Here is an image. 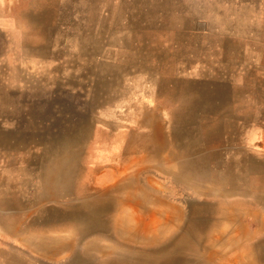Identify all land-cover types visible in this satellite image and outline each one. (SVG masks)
I'll return each instance as SVG.
<instances>
[{
    "label": "rangeland",
    "instance_id": "374dc122",
    "mask_svg": "<svg viewBox=\"0 0 264 264\" xmlns=\"http://www.w3.org/2000/svg\"><path fill=\"white\" fill-rule=\"evenodd\" d=\"M221 212L201 260L264 252V0H0V264L135 260Z\"/></svg>",
    "mask_w": 264,
    "mask_h": 264
},
{
    "label": "bare ground",
    "instance_id": "6f19581e",
    "mask_svg": "<svg viewBox=\"0 0 264 264\" xmlns=\"http://www.w3.org/2000/svg\"><path fill=\"white\" fill-rule=\"evenodd\" d=\"M6 6V5H5ZM25 15V14H24ZM130 92V91H129ZM156 152V151H155ZM147 157V156H146ZM173 157H168V159L166 160H171ZM165 160V161H166ZM172 161V160H171ZM187 162V161H186ZM190 163V162H189ZM184 164V163H183ZM186 164V163H185ZM194 164V163H192ZM195 167H191V166H186L184 168V170H193ZM186 172V171H185ZM182 173H183V170H182ZM189 174V173H188ZM177 177V176H176ZM179 178V177H178ZM122 189V188H121ZM114 191H120V190H114ZM140 192V191H139ZM143 192V191H142ZM136 193L138 195H136ZM228 194H226L225 196H227ZM103 196V195H102ZM108 196V195H107ZM137 199H139V201H137ZM144 199L146 200V195H144ZM99 209L100 211H107V212H110L111 209L113 210L111 204H107V203H102L101 202V199H99ZM227 201V200H226ZM234 201V200H233ZM253 201V200H252ZM95 202V201H94ZM143 201L140 200V196H139V193L138 192H134L133 196H131V194H126V196L124 198H120L119 200H117L116 204L119 205L120 207L122 206V208H124L125 206H130L132 209H133V205H136L138 207H144L143 206ZM157 202L159 203L160 201L157 199ZM259 202V201H258ZM93 203V202H92ZM236 203V202H235ZM161 204V202H160ZM231 204V203H230ZM238 204V203H237ZM233 205V204H232ZM119 206H117L119 208ZM93 208V207H92ZM136 208V207H135ZM94 209V208H93ZM141 209V208H140ZM117 211V210H116ZM96 212V211H95ZM136 213V216L135 217V214ZM142 212L138 211L137 209H134V213H133V217L135 218H139L142 216V214H140ZM161 213V210L159 208L149 212V214L151 215V222L152 224H154V228L153 230L151 231L150 233V237L151 239L153 238L155 241H157L159 238V234H160V229H161V220L160 218L157 217V214H160ZM98 214V213H97ZM125 215V214H124ZM84 216V215H83ZM220 216H222L221 218L220 217H217V218H210L206 221V219L202 220L201 218H198L197 215L193 216L192 219H191V226H190V229L183 235H181V237L179 239H177V241L175 240H172L169 244L165 245L164 247H160V248H157V249H153V250H147L145 252H140V253H136V256H135V260L133 259V256L130 257V256H126V259H123L121 260L119 263H116V264H206L207 261L210 260V258L212 259L213 256H211L210 258H205L203 260L200 259L199 255H198V250H199V246L203 245L202 244V240H201V235H199L198 233H196V229L198 230L199 226H204V228H207L209 229L211 226H221L223 224L224 221L228 220V222H232V221H236V219H234L232 216L231 217H227V215H225L224 213H220ZM237 216V215H236ZM124 217V216H123ZM235 217V216H234ZM163 220V219H162ZM230 220V221H229ZM82 221V220H81ZM85 221V220H84ZM87 223L84 224V226L88 229L90 228H93V229H99V230H103V229H107L106 228V225H105V221L103 222V220H98V221H89V220H86ZM122 221V220H121ZM120 221V223H121ZM128 221V220H127ZM165 221V220H164ZM167 221H172L173 223V220H172V217L168 218L167 217ZM165 221V222H167ZM171 222H168L167 224H169ZM222 223V224H221ZM171 225V224H170ZM174 225V224H173ZM170 226L172 227V230L175 229L174 226ZM224 225V224H223ZM167 227V226H166ZM113 228V227H112ZM224 228V226H223ZM145 229H149V225L145 227ZM177 229V228H176ZM175 229V230H176ZM225 229V228H224ZM112 230V229H111ZM123 230H125L124 226H118L116 228V231L118 232H122ZM222 230V229H220ZM219 230V231H220ZM226 230V229H225ZM85 231V230H84ZM232 231V229H231ZM236 231V232H235ZM124 232V231H123ZM132 232V231H131ZM229 232V231H228ZM247 232V231H246ZM246 232L244 233V235L246 234ZM226 232H222V235H224ZM242 235V232L240 233V230L238 229H235L233 233H231L230 235H233L235 237H240V235ZM136 235V234H135ZM215 235V234H214ZM221 234H216L215 235V241H213L212 245H216V244H220L222 243L221 242ZM226 236V235H225ZM135 237V236H134ZM227 237V236H226ZM120 238V237H119ZM129 238H131L129 236ZM228 238V237H227ZM249 238V237H247ZM254 238V237H253ZM134 239V238H133ZM235 239V241H234ZM232 239L231 241L229 240L227 242V244L229 246H235L237 244H240V240L241 239H236L234 238ZM150 239H147V242L149 241ZM45 241H47L45 239ZM61 241V240H60ZM126 242V241H125ZM47 244H50L48 242H45ZM64 245V244H62ZM247 246V245H246ZM262 245L260 243H258L256 245V243L254 244H251V247H253L252 251H255V252H252L251 254H246L247 257L246 259H251L249 260L250 263L248 264H255L254 262L257 261V259L260 261V262H263L264 261V252H261L260 251V247ZM205 247V246H204ZM213 247V246H212ZM243 247V246H242ZM52 248V247H51ZM185 248H195V252L194 253V256L195 258L193 259H189L187 257H184V256H179V254L182 252V249H185ZM210 248V247H209ZM229 248V247H228ZM240 249V248H239ZM220 250V249H219ZM247 250V249H245ZM263 250V249H262ZM217 251V250H216ZM222 251V250H221ZM227 251V250H226ZM219 252V251H218ZM241 252V251H240ZM225 254V253H224ZM205 255V254H204ZM209 255V254H208ZM213 255V254H212ZM229 255V254H228ZM233 255V254H232ZM227 256V255H226ZM202 257V256H201ZM239 257V256H238ZM249 257V258H248ZM214 258V257H213ZM217 258V257H216ZM233 258V257H232ZM244 258V257H243ZM235 259V258H234ZM85 261V260H84ZM81 262V261H79ZM236 262V261H234ZM245 262V261H244ZM243 262V263H244ZM107 263V262H106ZM241 263V262H240ZM107 264H114V263H110L108 262ZM210 264V263H208Z\"/></svg>",
    "mask_w": 264,
    "mask_h": 264
}]
</instances>
